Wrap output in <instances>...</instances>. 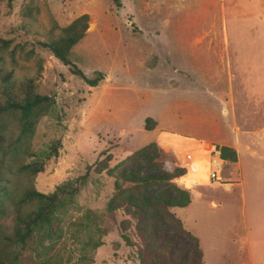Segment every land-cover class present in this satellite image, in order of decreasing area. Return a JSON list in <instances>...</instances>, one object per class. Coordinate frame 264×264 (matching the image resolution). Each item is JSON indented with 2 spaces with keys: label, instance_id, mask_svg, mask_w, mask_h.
Here are the masks:
<instances>
[{
  "label": "rangeland",
  "instance_id": "obj_1",
  "mask_svg": "<svg viewBox=\"0 0 264 264\" xmlns=\"http://www.w3.org/2000/svg\"><path fill=\"white\" fill-rule=\"evenodd\" d=\"M121 2L118 7L114 0H0V37L11 40L1 65L12 72L19 92L50 98L26 138L18 139L11 116L4 118L0 230L12 231L26 188L49 193L89 170L62 236L44 250L47 257L81 259L89 251L87 233L98 227L103 244L93 250L92 264H140L165 240L184 248L187 260L196 238L203 264H248L235 164L225 162L220 184L208 183L203 174L194 175L201 183L191 189L179 185L177 176L158 178L176 174L178 164L198 158L214 142L235 143L240 129L264 134V0ZM84 13L90 15L89 28L70 59L88 78L103 72L97 86L41 45ZM215 32L230 34L228 73L218 61L207 72L204 49L193 47L196 35ZM58 139L59 155L47 158ZM35 160L44 162L42 172L20 169ZM251 185L264 187V177ZM170 194L191 197L173 209L183 232L177 233L173 211L162 209L167 219H151L153 203ZM262 197L248 196L250 223L259 220L252 213L264 205Z\"/></svg>",
  "mask_w": 264,
  "mask_h": 264
},
{
  "label": "trees",
  "instance_id": "obj_2",
  "mask_svg": "<svg viewBox=\"0 0 264 264\" xmlns=\"http://www.w3.org/2000/svg\"><path fill=\"white\" fill-rule=\"evenodd\" d=\"M114 1L118 7L122 5L121 0ZM89 20L90 15L88 13L78 16L63 28L61 35L47 42H41V45L49 48L55 57L65 65H69L72 72L84 78L90 86H97L105 78V74L97 71L96 77L93 79L88 78L70 59L71 50L86 35L89 28ZM10 45L11 40L0 37V75L2 80L0 92V142L7 137V128L4 122L6 116L13 118L20 130L18 139H23L34 132L44 109L50 105L48 96L32 93L29 89L19 92L15 88L12 81V72H7L1 65V61L4 59L2 54ZM154 145L143 148L138 154L152 149ZM60 146L61 140L58 139L52 145L47 158L58 156ZM211 146H215L221 152L225 162L233 163L237 161V152L233 147L218 143H214ZM178 167L179 172L176 174L159 176L158 180H169L183 174L186 169L179 165ZM20 169L31 175H36L45 169V164L42 160H35L23 164ZM89 175L90 172L87 170L85 174L59 184L54 191L49 193L39 191L34 187L26 188L19 199L20 209L15 217L12 231L8 233L0 230V264H25V262L30 264L94 263L93 250L103 244V241L95 234V232H103L98 227L95 232L89 231L87 233L89 236L84 245L87 250L89 248V251L77 261L68 260L63 262L59 259L60 257H47L44 251L48 244L62 236L65 217L75 205L81 188L88 182ZM140 180L141 178L137 179V181ZM190 201L191 197L189 195L173 196L170 194V196L165 198H158L153 203V207L156 209L152 211L151 219L153 221L167 219L166 211L170 213L176 207L188 205ZM162 209L166 210L165 213ZM170 214H172L173 221L177 223V233L183 232L182 220L178 216L174 218V214H176L174 211ZM195 241L188 248L187 254L190 255L188 256L190 258L187 260L184 258V248L174 246L172 240H165L156 247L155 251L152 250V254H148L147 258L141 257L140 264H184L185 261L189 264H203V254L197 238ZM158 250H163V252H157ZM163 255H167L168 258H164Z\"/></svg>",
  "mask_w": 264,
  "mask_h": 264
},
{
  "label": "crops",
  "instance_id": "obj_3",
  "mask_svg": "<svg viewBox=\"0 0 264 264\" xmlns=\"http://www.w3.org/2000/svg\"><path fill=\"white\" fill-rule=\"evenodd\" d=\"M193 47L195 49H204L206 58L207 72L216 70L220 62L223 69L228 73L229 61L231 63L230 53L231 38L229 33L215 32L196 35L193 38ZM197 62V61H195ZM194 62V72H196V63ZM211 88V85L210 87ZM192 105V104H190ZM155 131V130H153ZM239 131V130H238ZM240 135L234 142H214L233 147L237 152L236 165L238 183L241 185L244 199L243 221L244 228L242 232L243 250L248 257V264H264V205H258L253 210L258 222L250 223L248 219L247 200L252 194H259L264 199V187L251 185L253 181L264 177V134L262 129L251 130L248 128L240 129ZM241 133L243 137H241ZM245 135L256 136L253 140H248ZM250 136V137H251Z\"/></svg>",
  "mask_w": 264,
  "mask_h": 264
},
{
  "label": "built area",
  "instance_id": "obj_4",
  "mask_svg": "<svg viewBox=\"0 0 264 264\" xmlns=\"http://www.w3.org/2000/svg\"><path fill=\"white\" fill-rule=\"evenodd\" d=\"M178 165L184 167L186 170L183 174L176 177V182L181 186L191 189L201 183L199 179L194 177L196 174L207 175L208 183L210 184H220L222 181L220 179V172L225 165V160L215 146H210V149L200 153L198 158L194 159L191 157L187 164L181 162Z\"/></svg>",
  "mask_w": 264,
  "mask_h": 264
},
{
  "label": "bare ground",
  "instance_id": "obj_5",
  "mask_svg": "<svg viewBox=\"0 0 264 264\" xmlns=\"http://www.w3.org/2000/svg\"><path fill=\"white\" fill-rule=\"evenodd\" d=\"M204 177H207V175L203 174Z\"/></svg>",
  "mask_w": 264,
  "mask_h": 264
}]
</instances>
